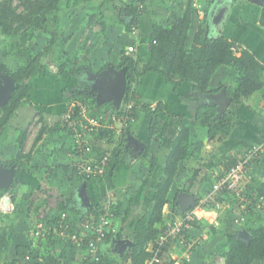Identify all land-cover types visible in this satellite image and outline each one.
Listing matches in <instances>:
<instances>
[{
	"label": "crops",
	"instance_id": "obj_1",
	"mask_svg": "<svg viewBox=\"0 0 264 264\" xmlns=\"http://www.w3.org/2000/svg\"><path fill=\"white\" fill-rule=\"evenodd\" d=\"M214 1L200 0L202 7L207 11L209 7H212ZM232 3L233 0L231 5ZM144 4L145 9L140 15L138 33L134 36L127 33L124 29L125 18H121L123 17L121 16L123 12H119L118 16L115 15L117 13L109 11L110 8L106 10L99 8L100 12L98 13H101V16L98 19L100 22L97 21L98 19H93L97 17L98 13H93L89 19V23L86 25L88 26L86 32H88L89 37L85 32L86 36L83 39L85 40V44L91 48L88 50L90 59H87L88 63L86 62V64L92 67L91 72H99L103 64L105 65L104 69L109 65L118 69L116 66L120 56L122 52L128 53L129 46L137 48L136 51L130 52L137 60L140 62L146 61L150 56L148 46L153 24L159 23L163 26L173 25L177 18L183 14L186 6L184 0H145ZM245 4L246 6L250 5L245 7L246 12L250 14L247 16L248 18L245 20L237 18V13H235L237 5L235 7L232 5L233 12L232 14L229 13L231 16H228L226 19L227 24H222L221 33L227 39L239 43L241 48L249 49L260 62L264 63V27L258 25V15L254 11V5L249 3H243L242 5L244 6ZM100 5L104 6L102 2ZM240 9L238 10L240 11ZM77 10L82 16H76L72 23H70V26L65 29L66 31L70 30L75 35H77V32L81 28V22L84 21L88 14V9L86 8ZM74 12H72V15ZM200 12L198 10L191 17L185 43L186 49L191 47L197 26L201 21ZM125 15L127 18L130 17H128V14ZM59 22V26L64 24L61 21V17ZM94 23H97V25ZM211 24L209 25V29L206 28V32L212 33V35L218 34L220 31L218 32L216 25L214 23ZM95 27L98 29L97 31L94 29ZM91 39H94L93 42L96 44H91ZM99 39L103 43H110L109 45L107 44V49L98 47L99 45L97 46L96 41H99ZM118 48L119 50L117 51L116 49ZM114 50L115 53H113ZM224 67L232 69L236 76L233 68L222 65L211 76L208 84L210 89L214 90L220 85L231 86L233 84L235 77L231 83H227L225 80L223 82L224 75L221 76V74ZM49 75L52 76L51 74ZM54 76L56 78L57 74ZM261 79L263 84L260 89L244 98L241 103L233 106L232 109L235 117L232 124L222 130L224 134L222 136L220 135L221 133L208 135L206 129L201 130L200 126L195 123V116L198 105L202 103L215 105L216 114V102L213 98L215 95L213 94L219 93L220 90L225 91V87L220 88L217 92L211 91L205 94L193 93L192 83L188 81L182 82L178 88L174 89L173 85L165 81L160 74L156 72L145 73L140 78L138 84H136L135 92L139 96L140 101L149 103L152 109L158 107L157 105L160 104L159 108H161L162 113H159V117L162 122L167 120L168 124L165 135L163 137L152 136L148 142V153L145 156L142 155V151L145 149L148 140L150 115L144 111L142 106L137 105V119L130 126V133L126 132V135L122 136L121 132L125 130L121 128L117 133L112 131V134L104 135L105 131L102 135L92 136V152L87 156L90 159H95L99 153L107 152L111 156V162L103 176L95 181L88 182H84V180L76 178L72 174V164L78 158V155L73 151L70 138L68 139L66 135L63 136L62 132L64 128H60V120L56 122L52 117L54 109L58 108L56 110L58 111L57 113L63 111V100L59 103L58 99H54L52 101L54 102L53 104L52 102L51 104H46L42 101L43 99H39V102L32 103L28 97L30 103L22 102L15 113H18V111H23V113H25L24 111H28L32 114L35 110L41 111L42 114L39 115V118L40 116L42 118L40 119V125L48 128L46 132H49V135L43 132V136L34 139L36 143L32 149L21 151V153H29L28 170L19 174L21 180L19 184H22L20 189L26 191L24 193L25 196H22L24 199L20 202L14 201L12 193L9 191L4 192L10 194L12 208L9 212H0V264H8L16 256L17 244H20L21 247L26 246L27 252L33 251L34 257L30 259V262L23 264H44L42 260L49 253H53L54 255H60L61 253L60 264H76L78 255L82 252L81 249H76L69 242L57 235H51L46 238L41 237L40 240H36L32 230L35 222L40 220L39 217L44 221V217L47 216L49 220L51 219L50 217L54 216L53 213L56 214L58 209L64 207L62 196H71L73 201L76 202V210L85 211L86 207L81 203L78 196V190L83 183L91 205H99L101 207L106 201L113 202L117 210L115 211L114 223L118 229L119 227L122 228V239L131 241L134 223L151 205L155 186L164 174L165 160L171 149L173 138L183 126H188L190 130L191 156L179 163L178 173L174 177L170 187L169 201L163 207V224H168L174 218L181 215L183 211L188 209L187 207H190L194 200L197 201L198 198L205 194V188L207 187L206 189L208 190L213 181V171L225 170L227 163H230L229 161L235 159L241 152L252 145L260 146V157L253 161L246 169L245 182L247 185L257 186L259 182L264 180V71ZM44 80L47 83V77ZM84 88L87 91L88 85ZM84 88L80 89L84 90ZM45 93V91L40 92L41 96ZM63 93L64 97H69V93ZM92 98L95 102V98L93 96ZM94 104L96 107L99 106V104ZM104 108L106 109V107ZM214 120H216L215 115ZM21 132L22 142H25L23 131ZM127 133L143 142L144 146L137 150V145L132 137L127 136ZM45 136L52 137L48 146L43 144ZM5 145L8 149L0 152V158L11 159L13 155L7 154L11 145L9 142H5ZM120 145L122 149H120ZM195 170H197L196 177L191 179L190 176L194 174ZM42 182H46L45 186H43ZM40 187L42 188L39 189ZM43 188L46 189L45 192L42 191ZM47 191L50 196L47 195ZM28 194H34L33 204L37 202L36 204H42L41 206L44 208L47 207L46 211L41 208L46 214L41 213L39 217H32L29 213L31 212L30 210H24L19 215L16 214V206L18 204L24 209L27 207L28 204L26 205L27 201L25 197ZM258 195L264 197L263 195ZM257 198L264 204L263 198L260 199L258 196ZM252 200L256 203L254 197ZM250 203H245V209H248L249 212L245 215L244 221L236 224L229 222L226 228L227 233L238 234L242 229L247 230V227L255 226V223L258 225L264 222V210L254 213L253 204ZM42 214L43 217L41 216ZM69 218L75 224L78 223L79 215L77 211L71 210ZM15 222L17 224L14 226ZM6 225H8V228H6ZM208 227L210 226L204 219L197 221L196 225H193V228L190 230V235L192 238L194 236L195 240H198L202 234H205L204 229H208ZM12 232L15 233L14 241L8 239L9 234ZM188 239L182 238L178 242L171 243L166 251L167 256L172 257V254L173 257L178 256V261L182 263L190 261L192 259V251L190 250L193 247L197 250L199 245L195 243L193 246L188 247L187 244L190 241ZM148 246L151 247L150 244ZM125 248L119 245L115 250L118 249L117 251L123 254ZM146 249L148 250V247ZM189 254L191 255L190 259L188 257ZM183 256L186 257L185 261L183 260Z\"/></svg>",
	"mask_w": 264,
	"mask_h": 264
},
{
	"label": "trees",
	"instance_id": "obj_2",
	"mask_svg": "<svg viewBox=\"0 0 264 264\" xmlns=\"http://www.w3.org/2000/svg\"><path fill=\"white\" fill-rule=\"evenodd\" d=\"M12 1L13 0H0V37H12L20 32H29L31 35L30 38L34 40L39 33L46 34L49 39L46 41L44 51L51 50L55 42L62 37L55 27L57 23L56 13L60 9L61 0H24V9L21 12L17 11ZM118 1L119 0H104L102 1V5H112V9L116 10L117 15L119 12L128 14V17H130L124 19V29L133 36L137 35L141 18L140 15L145 9V0H123L126 2L121 3L120 6L118 5ZM196 1L199 4V8H196L192 4V0H184L186 4L184 12L177 18L173 25L163 26L159 23L153 24L149 38L150 56L146 61L140 62L128 51V53L122 52L117 63L116 67L120 68L125 66L126 68V90L122 101L132 102L135 106L140 105L143 107L144 111L150 115L148 140L145 149L142 151L143 156L148 153V142L151 137L154 135L156 137H163L168 125L167 120L162 122L159 117V113H162L161 108H159L160 104L157 105L158 107L152 109L149 103L141 102L139 96H137L135 92L136 84H138L140 78L145 73L156 72L160 74L165 81L173 85L174 89L178 88L182 82L188 81L192 83L193 93L205 94L211 91L217 92L220 88L225 87V93L231 98V102L227 109L216 118V120H214L215 105L202 103L197 107L195 123L199 126H203L208 135L221 133L220 135L223 136L222 130L230 126L235 117L232 109L233 106L241 103L244 98L260 89L263 84L261 77L264 71V63L260 62L253 52L247 48H241L239 43L224 37L221 33L223 26L218 34L212 35V33L206 32L207 10H204L201 21L197 26L191 47L189 49L185 48L191 17L194 13H197L202 6L200 0ZM246 2L248 3L250 0H233L232 5L235 6L238 3ZM233 6L230 10L231 14L233 12ZM231 14H229V17ZM49 15H53L52 23L54 27L51 30H48L44 25ZM258 25L264 27V0H259ZM133 30L135 31L134 33ZM232 47H238L237 51L239 52L236 53ZM88 50L86 52H88ZM40 55V52L34 53L29 50L27 59L22 61L16 68H11L7 63L0 62V72H7L15 83L14 89L7 102L0 107V132L22 102L30 103L28 97L31 91V81L36 77L37 70L46 65L40 59ZM84 59L89 60L90 58L84 55ZM75 62H78L77 58L74 59V63ZM56 63L58 66V75L65 73L70 76H75L80 71H91L92 69L90 65L82 64L77 66L73 71H70L65 68L64 63L59 61H56ZM222 65L235 70L236 76L234 82L231 86L220 85L218 88L212 90L208 87L210 78L216 69ZM85 91L86 90L74 88L68 91L69 99L87 102L89 105L93 104L94 107L91 108L93 114H98L103 107H108L111 110L119 112L111 102H105L96 107L91 94ZM76 112L77 110L75 113ZM38 114L41 115L42 112L38 111ZM40 119H42L41 116ZM60 122L61 124L63 123L61 119ZM62 127L67 129L65 124ZM45 130L46 128L42 126L36 139L40 138ZM123 130L125 131L121 132L122 136H125L126 132L130 133L131 131L130 126ZM108 134H112V131H107L104 135ZM22 141V139L19 140L20 144L23 143ZM190 146L189 127L183 126L173 138L171 149L165 160L164 174L155 186L152 203L145 213L134 223L131 243L125 248V252L120 254L119 251H117L118 249L115 250L118 240L123 238L122 228L119 227L116 232H109L104 242L99 245L97 252L98 259L96 261L93 262L89 258L82 260V252H80L76 264L144 263L146 258L150 255V252L146 248L149 244L155 245L157 235L166 226V224H163V207L165 203L169 201L168 195L170 187L174 177L178 173L179 163L191 156ZM120 149H122L121 145ZM28 160L29 153L22 155L21 152H18L15 158H0V166L10 167L14 165L15 174L19 175L28 170ZM235 161L236 158L229 161L230 163H227L225 169ZM196 171L197 170L190 176L191 179L196 177ZM72 174L76 178H81L76 174L73 168ZM81 179L84 180V182L95 181L93 179ZM18 184L19 182L13 178L9 187L0 188V196L6 191L12 193L13 188L17 187ZM41 188L42 187L39 189ZM256 190L258 194L264 196V180L258 183ZM42 191L45 192L46 189L43 188ZM48 193L47 191V195L50 196ZM33 195L26 198V205H28L25 209L20 207V204L16 206L17 215L24 210H30V207H32L34 203ZM62 197L64 207L58 209L51 219L48 220L46 216L44 217V221L48 223V225L55 222L61 212H66L69 216L71 210L74 212L77 211L79 221L87 220L89 217L96 216L101 212L102 206L99 207V205L91 204L86 207L85 211L80 209V211H78L76 210V202L73 201L71 196ZM215 198L220 200L218 195ZM12 199L15 201L14 195ZM20 201L21 200H19V202ZM197 202L198 200H194L188 209L193 208ZM114 211H117L116 206H114ZM73 224L76 226L74 222ZM194 225H196V221ZM210 227L215 231L213 226ZM247 231L249 233L248 238H242L237 233L226 234L225 237L228 243L227 249L223 251L224 264H252L256 261L264 262V223L262 222L258 225L247 227ZM190 234V231L182 233L185 239H192ZM8 239L14 241L15 233H10ZM181 239L180 237L175 241L178 242ZM16 249V256L11 259L8 264H23L25 262H30V259L34 257L33 251L27 252L26 246L21 247L20 244H17ZM167 249L166 247V250ZM81 250L83 251L84 249ZM26 256L29 258L26 259ZM61 257V253L60 255L49 253L42 261L44 264H60ZM167 264H170V261H168Z\"/></svg>",
	"mask_w": 264,
	"mask_h": 264
},
{
	"label": "rangeland",
	"instance_id": "obj_3",
	"mask_svg": "<svg viewBox=\"0 0 264 264\" xmlns=\"http://www.w3.org/2000/svg\"><path fill=\"white\" fill-rule=\"evenodd\" d=\"M102 1H104V0H61L60 1L61 2L60 3V9L56 13L57 14V23H56L55 27L57 28L58 32H60L62 37L59 38L55 42V44L53 45V47L49 51H44V46L46 44V41L49 39V37L46 34L39 33L34 40H32L30 38L31 35L29 32H20L16 35H13L12 37H3V36L0 37V62L7 63V65L11 68L18 67V65L22 61L26 60L28 57V54H29V50H31L34 53H37V52L41 53L40 59L46 65H45V67H43V68L40 67L37 70L38 72L36 73V77L31 81V91L32 92L30 91L31 95L29 93V98L31 99L32 103H34V102L36 103V101L39 102L38 101L39 99H43L42 101H44L46 104H51V102L54 99H58L59 103H60V101L63 100V102L65 104V105L63 104V107H64L63 111H61L60 113H57L58 111H56V110H58V108H56V110L55 109L53 110V116L52 117L54 118V120H56V122H58L60 120L62 113L65 112L64 110L68 107V105L71 104L72 102H74L73 100H70L69 97H67V96L64 97L63 92H66L68 94V90L70 91L71 89H74V88L80 89V88H84L88 85V78H86V75L88 72L87 70H83V72L80 71L75 76H70V75H67L65 73H62V74H60L61 76H58V74H57L58 66H57L56 61L64 63L65 68L67 70H70V71H73L79 65L86 64V62L88 63V61L84 59V55L87 56L88 52H86V51L88 49L90 50L91 48H89V46L85 44V40H83V39L86 36V33H87V36L89 37L88 32H86L87 31L86 28H88V26H86V25H87V23H89V19L91 18L93 13L97 14L98 12H100L99 8H102L103 10L110 8L109 11L116 13V10L112 9V7H113L112 5H111V7H109L108 4L101 6L100 3ZM125 2L123 0H119L118 5L120 6L121 3H125ZM212 2H213V0H212ZM248 3L254 5V11L258 15L259 0H252V1L250 0V2H248ZM12 4L16 7L17 11L21 12L24 9L25 2H24V0H13ZM242 4L243 3H238L236 7L234 6L235 7V13H237L236 14L237 18H239V19L241 18V19L245 20L248 18L247 16L250 15L249 13L246 12L245 7L250 6V5L246 6V4H245L243 6ZM257 5H258V8H257ZM240 6H242V7H240ZM75 8H77V9H83V8L88 9L87 17L84 19L83 22H81V24H82L81 28H80L81 31L79 30L77 32V35H75L73 32H70V30H67V31L65 30L68 26H70V23H72V21L74 20V18H76V16H80V17L82 16V14L79 13V11L77 9L75 10ZM238 9H240V11ZM210 10H211V8L209 7L208 12H210ZM73 11H75V12L72 15ZM200 11L201 12L199 15L202 17L203 13H204V8L202 6H201ZM254 11H252V12H254ZM115 15H117V14H115ZM100 16H101V13H98L97 17H94L93 19L97 20ZM121 16H123V17H121L122 19L126 18L125 14H123ZM60 17H61V21H63V23H64L62 26H59ZM52 18H53V15H49L47 21L44 24L48 30H51L54 27V25L52 23ZM97 21L100 22L99 19ZM211 23H212V16H210V18H206V28H207V25H209ZM94 24H92V25H94ZM222 24H227V21L224 20V22ZM95 25H97V23ZM94 29L96 31L98 30L96 27ZM79 32H81V33L79 34ZM98 37H99V35H98ZM93 41H94V39H91V44L94 43ZM96 42H97V46L99 45L98 47H104L105 49L108 48L107 44L108 45L110 44V43H105V42L103 43L101 41V39H99V41H96ZM94 44H96V43H94ZM104 48H101V49H104ZM116 50L118 51L119 48ZM113 53H115V50ZM89 55L90 54H88V56ZM75 58H77L79 61L74 63ZM104 68H105V65L103 64V66L100 68V70H102V69L104 70ZM49 74H51L52 76H50ZM55 74H57L56 78L54 76ZM221 76L224 77L223 82L225 80V82L231 83L233 78L235 77V73L232 69L224 67L223 73L221 74ZM46 77L48 80L47 83L44 80V78H46ZM53 81H55V82H53ZM41 91H45L46 93L41 96V94H40ZM53 103L54 102H52V104ZM27 106H28V104H27ZM90 107L93 108L94 105L92 104V105H90ZM90 107H88L86 112H88V111L92 112V109ZM54 111H55V114H54ZM24 112L25 113H23V111H18L19 115L17 112L15 113V115L13 114L12 117L9 119V122L3 126V128L0 132V152L8 149L7 146L5 145V142H9L11 147H10L9 153H7V154L10 156L13 155L11 158H15L16 154L18 152H21V151L23 152L24 150L27 151L29 149H32L34 147V144L36 143V141H34V139L36 138L40 128L42 127L40 125L41 121H40L39 114H38L37 110H35L32 114L28 111H24ZM26 114H28L30 116L28 117V115H26ZM63 125H64L63 123L62 124L60 123V128ZM46 129H48V128H46ZM62 129H63V127H62ZM200 129L205 130V128L203 126H200ZM21 131H23V134L25 136L24 137L25 142H23L22 144H20V142H19V140L22 139V132ZM44 132L46 135H49V132H46V130ZM62 133H63V136L66 135L68 137V139L70 138V134H69V131L67 129H63ZM43 135H44V133L42 134V136ZM51 138L52 137L45 136L43 144L48 146L50 144V140H52ZM21 154L24 155V154H27V152L21 153ZM18 177H19L18 174L14 175V178L18 182H20L21 181L20 177L19 178ZM42 184H43V186H45L46 182H44V183L42 182ZM23 186H25V185H23ZM246 186H248L247 190H246V192H248V194H244V196L248 200L251 201V199L253 198V195L251 194L253 191L251 190V188H253V186H251V185H246ZM21 187H22V184L21 185L18 184L17 187L13 188V190H12V193L14 195V199L18 202H19V200L22 201L24 199V197H22V196L26 192V191H22L20 189ZM206 188H205V190L207 191ZM29 196H31V194L27 195L28 198H29ZM27 197H25V200ZM217 201H218L217 202L218 204L213 202L211 205H205V206L207 208H215L217 210V212L219 213V215L221 217L220 218V224L221 223L222 224L219 225V227H214L215 231H213L211 229V227H208V229L207 228L204 229L205 234H202V236L198 239V245H199L197 247L198 249L196 250L195 247H193L190 250V251H192V253H191L192 256L189 254L188 257L190 259V256H191L192 259H190V261H188V262L185 261L186 257L183 256V260L185 261V262H183V264H224L223 251L225 249H227V243H228L227 239L225 237L227 234V232H226L227 224L229 222L232 223L234 217L238 214V209L240 208V204H239L240 201H239L237 195H235L234 197H230V195L229 196L226 195V197L224 199L220 198V200L217 199ZM260 202L261 201H259V204H260ZM36 203L33 204L32 207H30L31 212H29V213H30V216H32V217H37V216L39 217L40 214L45 213V211H46L45 209H47V207H45V208L42 207L41 206L42 204H36ZM263 203H264V201H263ZM250 204H253L254 213L264 210L263 209L264 204L257 206V204L253 200L251 201ZM41 208H43L45 211ZM39 209H41V210H39ZM247 212H249L248 209H247ZM53 214H55V213H53ZM234 214H235V216H234ZM46 218H47V216H46ZM50 218H52V217H50ZM39 219L42 220L40 217H39ZM16 224L17 223L15 222L13 225L15 226ZM35 224H36V222H35ZM8 225H9V223H8ZM8 225H6V228H8ZM208 225L210 226L209 223H208ZM222 225H223V227H222ZM255 225H256V223H255ZM33 229H34V227H33ZM224 229H225V231H224ZM193 239H194V236H193ZM149 248L150 247L148 246V249ZM170 258H173V254H172V257H170ZM174 258H176V260L178 261V256H174ZM179 260H180V257H179ZM178 264H181V262H178ZM252 264H264V262H253Z\"/></svg>",
	"mask_w": 264,
	"mask_h": 264
},
{
	"label": "built area",
	"instance_id": "obj_4",
	"mask_svg": "<svg viewBox=\"0 0 264 264\" xmlns=\"http://www.w3.org/2000/svg\"><path fill=\"white\" fill-rule=\"evenodd\" d=\"M192 1V4L199 8L198 2L196 0ZM232 48L236 53L239 52L237 51L238 47ZM136 50L135 46L128 47L130 52ZM73 101L64 110L65 112L62 113L60 118L69 131L73 151L78 155V158L72 164V168L83 179L97 180L105 174L110 165L111 156L107 152L99 153L95 159H90L87 156L92 152V136L101 135L105 131L117 133L121 128L131 126L137 119L138 109L132 102L121 101L117 109L119 112L104 108L98 114H93L89 111L86 112L88 107H90L87 102ZM76 110L77 112L75 113ZM260 149V146L252 145L237 156L236 161L228 168L213 171V181L210 188L198 199L197 204L193 208L186 209L181 215L166 224L165 228L157 236L155 245H151L148 249L150 255L143 264H167L168 261H170V264H178L179 261L176 258L166 256V247L168 248L171 243H175L176 239L183 238L182 233L185 231L189 232L193 228L195 221L204 219L210 226L218 227L221 218L219 213L215 208H207L205 206L211 205L213 202L218 204L215 198L217 195L223 199L226 195H230V197L237 195L240 201V208L238 209V214L236 216L234 214L233 222L234 224L243 222L247 214L245 203H250V200L244 196V194H248L246 192L248 186H246L247 183L245 182V172L251 163L260 157ZM251 190L257 206H260L262 201L259 204L260 200H258L257 196L260 199H264V197L258 195L256 186H253ZM11 208V196L8 193H4L0 197V212H9ZM114 212L113 202L106 201L102 205L99 214L91 216L87 220L78 221L76 226H74L66 212H61L58 219L49 225H46L43 220L37 221L32 233L36 240H40L41 237L46 238L51 235H57L68 241L75 248L84 249L81 255L82 260L89 258L94 262L98 259V248L104 242L106 235L109 232L114 233L117 231L114 223ZM41 216L43 217V214ZM189 240L188 247L198 243L197 239L190 238ZM28 258L26 256V259ZM127 264L133 263L128 262ZM181 264L183 263L181 262Z\"/></svg>",
	"mask_w": 264,
	"mask_h": 264
},
{
	"label": "water",
	"instance_id": "obj_5",
	"mask_svg": "<svg viewBox=\"0 0 264 264\" xmlns=\"http://www.w3.org/2000/svg\"><path fill=\"white\" fill-rule=\"evenodd\" d=\"M215 1L211 7L210 12L207 11L206 18H210V16H212V23L216 25V28L219 32L222 23L229 16L232 7V0ZM209 25H207V29H209ZM86 78H88V88L85 92L90 93L95 98L96 104L111 102L115 109L119 108L126 90L125 66L116 69L114 68V66L109 65L106 69L101 70L97 73L88 71ZM14 86L15 83L12 77L7 72H0V107H2L7 102L10 94L12 93V90L14 89ZM213 95H215L213 96V98L216 102L215 118H218L229 106L231 98L226 95L225 91L223 90H220L219 93ZM127 136L132 137L133 141L137 145V150L144 146V143L141 142L139 139L134 138L128 133ZM14 167V165H11L10 167L0 166V187L5 188L11 185L15 175ZM78 196L81 200V203L85 207L90 206L84 183L78 190ZM238 234L242 238L249 237V233L245 229L239 231ZM130 243L131 241H125L124 239H120L117 242V246L121 245V247L125 248L126 245ZM117 246H115V248Z\"/></svg>",
	"mask_w": 264,
	"mask_h": 264
},
{
	"label": "clouds",
	"instance_id": "obj_6",
	"mask_svg": "<svg viewBox=\"0 0 264 264\" xmlns=\"http://www.w3.org/2000/svg\"><path fill=\"white\" fill-rule=\"evenodd\" d=\"M149 47V46H148Z\"/></svg>",
	"mask_w": 264,
	"mask_h": 264
}]
</instances>
